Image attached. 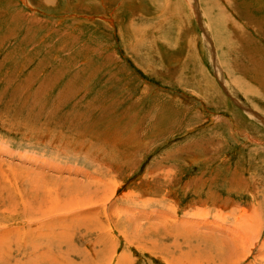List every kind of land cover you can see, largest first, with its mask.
I'll return each mask as SVG.
<instances>
[{
    "label": "rangeland",
    "instance_id": "obj_1",
    "mask_svg": "<svg viewBox=\"0 0 264 264\" xmlns=\"http://www.w3.org/2000/svg\"><path fill=\"white\" fill-rule=\"evenodd\" d=\"M26 263L264 264V0H0V264Z\"/></svg>",
    "mask_w": 264,
    "mask_h": 264
},
{
    "label": "crops",
    "instance_id": "obj_2",
    "mask_svg": "<svg viewBox=\"0 0 264 264\" xmlns=\"http://www.w3.org/2000/svg\"><path fill=\"white\" fill-rule=\"evenodd\" d=\"M48 249H50V248L48 247L46 250H48ZM52 251H53V250H52ZM24 252H25V251H24ZM37 252H38V251H37ZM37 252H35V255H36ZM48 252H49V253H48L49 257H48V258H50V259L53 261V259H52L53 257H51V252H50V250H49ZM28 254H29V253H28V251H27V253H26L27 258H28ZM56 260H57V256H56ZM26 262H27V260H26ZM26 264H29V263H26Z\"/></svg>",
    "mask_w": 264,
    "mask_h": 264
}]
</instances>
